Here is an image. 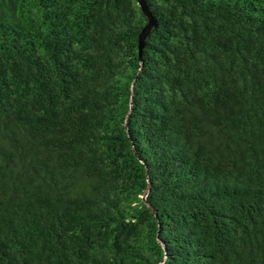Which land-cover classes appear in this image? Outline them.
Masks as SVG:
<instances>
[{
	"label": "trees",
	"instance_id": "1",
	"mask_svg": "<svg viewBox=\"0 0 264 264\" xmlns=\"http://www.w3.org/2000/svg\"><path fill=\"white\" fill-rule=\"evenodd\" d=\"M0 0V264H264V0Z\"/></svg>",
	"mask_w": 264,
	"mask_h": 264
},
{
	"label": "water",
	"instance_id": "2",
	"mask_svg": "<svg viewBox=\"0 0 264 264\" xmlns=\"http://www.w3.org/2000/svg\"><path fill=\"white\" fill-rule=\"evenodd\" d=\"M138 6L140 7L142 13L147 17V24L145 25V27H143V29L141 30L140 34H139V44H138V53H140V50L142 49L143 46V41L146 37V35L148 34L150 27L153 24V20L151 18L150 13L148 12L147 6L144 2V0H136Z\"/></svg>",
	"mask_w": 264,
	"mask_h": 264
}]
</instances>
